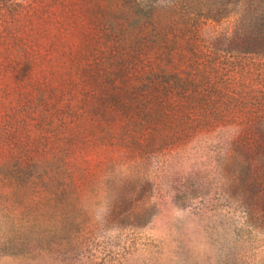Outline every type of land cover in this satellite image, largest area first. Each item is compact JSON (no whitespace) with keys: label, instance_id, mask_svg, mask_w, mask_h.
Returning <instances> with one entry per match:
<instances>
[{"label":"rangeland","instance_id":"rangeland-1","mask_svg":"<svg viewBox=\"0 0 264 264\" xmlns=\"http://www.w3.org/2000/svg\"><path fill=\"white\" fill-rule=\"evenodd\" d=\"M253 1L0 0V264H264Z\"/></svg>","mask_w":264,"mask_h":264},{"label":"trees","instance_id":"trees-1","mask_svg":"<svg viewBox=\"0 0 264 264\" xmlns=\"http://www.w3.org/2000/svg\"><path fill=\"white\" fill-rule=\"evenodd\" d=\"M252 0H242V2H251ZM258 2V4H255V7L253 9L250 8H242V13L243 14H248V13H253V14H257V19L259 20H264V0H254L253 2L255 3ZM261 32V31H260ZM192 34L193 36L199 35L200 34V30H192ZM119 42V46H118V65L120 67V75L122 77L127 78L128 77V72H126V67L124 62V55H125V50H124V44L126 43V38L124 39H120L118 40ZM3 89L0 87V94L2 95L3 93ZM0 95V105H2L3 103L1 102V96ZM143 105L145 106V103H143ZM149 106V103H148ZM2 108L0 107V118L3 115L2 114ZM149 114L151 115V110L149 108ZM153 119L152 115L151 118L149 119V121L151 122ZM157 126H160V122L156 121L155 122ZM185 133L189 134V131H186ZM6 125L4 124V121L0 119V152L2 153L5 146H6ZM235 154V153H233ZM228 154V156H232L234 159L237 157V154H239V157H242V151H236V154ZM236 160V159H235ZM240 161V160H239ZM238 162V161H237ZM241 162V161H240ZM240 162L238 164H240ZM22 163L21 162H0V170L2 167H10V170L8 171V174L4 175L2 173H0V187H12L13 189H27L30 192L34 193V194H40L43 195V198L45 200H49L51 201L53 199V195L55 196H60L65 194L64 190H66V188L64 187L68 185L67 184H62L60 183V181L57 180V178L55 179V176L52 174L51 171L43 168L44 171L42 172H38L37 174H35V172L33 174H28V175H19V171L20 169H22ZM59 185V189L61 188L62 190H56L53 191V184L57 183Z\"/></svg>","mask_w":264,"mask_h":264}]
</instances>
